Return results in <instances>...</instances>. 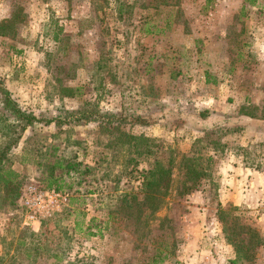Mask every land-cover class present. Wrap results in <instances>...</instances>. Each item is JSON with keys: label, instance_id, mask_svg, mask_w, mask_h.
Listing matches in <instances>:
<instances>
[{"label": "rangeland", "instance_id": "374dc122", "mask_svg": "<svg viewBox=\"0 0 264 264\" xmlns=\"http://www.w3.org/2000/svg\"><path fill=\"white\" fill-rule=\"evenodd\" d=\"M0 26V85L39 118L9 149L17 194L45 184L55 160L79 163L53 168L68 200L42 227L24 224L6 193L0 264H232L219 207L261 241L234 264H264V0H0ZM86 105L149 124L65 120ZM4 114L0 144L15 123ZM182 155L209 161L180 196ZM165 160L169 186L149 210L142 172Z\"/></svg>", "mask_w": 264, "mask_h": 264}, {"label": "trees", "instance_id": "16d2710c", "mask_svg": "<svg viewBox=\"0 0 264 264\" xmlns=\"http://www.w3.org/2000/svg\"><path fill=\"white\" fill-rule=\"evenodd\" d=\"M3 27L0 26V34L3 32ZM65 91H70V88H65ZM0 105L4 112L8 113L11 116V120L15 123L13 124H4V131L11 133L7 138L0 144V186L5 192V195L0 196V203L3 202V199L6 198V193H9V201L16 200L19 198V193L17 194L18 187H20L21 180L19 178V171L16 170V166L13 165L12 159L8 156L9 149L11 146L16 144L20 138L23 130L33 124V122L39 120L33 114L29 112L22 111L16 103L10 98L8 92L0 85ZM241 114L251 117L250 114L241 112ZM5 115V114H4ZM8 115H5L7 119ZM197 118H200L202 121L206 122L208 112L206 110L198 111L196 114ZM73 116V121L77 120H92L98 123L99 128L104 131L110 132L111 130L118 129L120 125H139L146 126L149 124L148 120L145 117L135 115V114H122V113H111V112H101L93 105H86L75 110L65 111L64 118L67 121V117ZM55 125L58 126L65 121H61L59 117L53 119ZM45 123L49 122L48 120H43ZM52 121V120H51ZM209 124L208 126H210ZM19 127L16 132H13V128ZM234 129H237L236 127ZM217 129H211L204 131V135L207 136L209 133L215 132ZM14 133V134H13ZM123 133V132H121ZM125 135V133H123ZM128 136V135H126ZM133 138V137H130ZM135 137L134 139H136ZM131 140V139H129ZM139 140H145L139 138ZM136 146V145H134ZM201 160V161H199ZM209 157H190L182 155L179 161V168L181 170L182 179L179 183L177 194L180 196L189 194L198 186V179L201 176H205L207 172V164ZM65 162V163H63ZM77 162L55 160L51 165L49 172L46 174V182L43 185H39V188H51L60 189L59 185H54L55 181L60 179V176H53L52 170L54 167L62 169L65 174H68L69 171L75 170L77 168ZM170 161H156L153 163L151 168L146 169L142 172V191L144 192L142 200L140 203H146L147 209L154 210L158 208V200H155L157 203L153 204L152 200L155 199L154 195L156 193L161 194V196L166 194L168 189V184L170 181ZM155 193V194H153ZM159 204V203H158ZM233 207H219L216 210V217L218 222L221 224L223 238L225 242L234 247L235 256L231 263L234 264L237 260L245 259L250 260L253 258L256 248L261 243L256 231L254 228L250 227L248 224L243 222L236 215L229 214ZM46 220L49 218L40 219V227L44 226ZM77 222H75V225ZM88 225L86 224L85 228ZM244 235V237H239V235ZM19 243H24L19 242ZM159 255V252H158ZM166 254H163L165 257ZM53 257H56L54 255ZM162 259V258H161ZM160 259V260H161ZM155 264V263H154Z\"/></svg>", "mask_w": 264, "mask_h": 264}, {"label": "built area", "instance_id": "2783aa9c", "mask_svg": "<svg viewBox=\"0 0 264 264\" xmlns=\"http://www.w3.org/2000/svg\"><path fill=\"white\" fill-rule=\"evenodd\" d=\"M68 195L62 190L39 188L33 183L21 187L18 199L23 210L24 224L34 228L41 218H49L67 204Z\"/></svg>", "mask_w": 264, "mask_h": 264}]
</instances>
